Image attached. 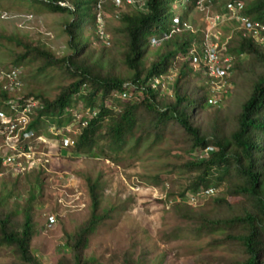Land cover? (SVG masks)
Here are the masks:
<instances>
[{
  "label": "rangeland",
  "instance_id": "obj_1",
  "mask_svg": "<svg viewBox=\"0 0 264 264\" xmlns=\"http://www.w3.org/2000/svg\"><path fill=\"white\" fill-rule=\"evenodd\" d=\"M93 1L67 0V5L72 8L80 5L79 15L85 19L93 14ZM1 2L4 12L0 16V66L13 68V60L25 52L24 46L27 44L43 45L58 58L73 53L70 44L72 38L65 30L76 17L67 12H51L47 6L32 0ZM207 2L205 7H193L185 0H164L169 16L185 19L192 26L191 32L199 38L193 44L201 56L203 48L198 41L206 39V32L218 37L220 43L224 44L232 39L236 42L244 35L234 20L224 17L223 0ZM113 4L114 0H103L97 13L100 15L97 17V27L88 26L86 21L90 20L87 18L83 22L84 29L80 27L81 38L84 42L89 40L87 52L93 62L102 63L105 72L113 71L118 76L130 78L133 72L123 61L124 37L118 33L120 16L127 9L125 6L116 8ZM218 14L222 19L213 24L212 19ZM212 27L214 29L210 30ZM166 30L167 27L161 25L153 30L152 35L160 36L167 33ZM100 32H104V38ZM257 39L264 51V39ZM155 51L156 47H148L146 66L156 58ZM184 62L185 56L178 57L169 76L156 86L160 100L172 98L171 86L178 68ZM241 62L235 72H230L231 76L234 72L238 88L235 89L228 79L224 92L232 89V93L226 99H223L222 93L212 94L210 98L221 103L220 109L217 111V107H209L203 111L198 119L202 125L218 119L223 132L229 134L233 130L232 117L241 110V104L248 97L247 80L254 70L262 71L260 63L254 58L243 56ZM196 63L193 60L190 66L201 76L188 78L186 87L191 92H199L203 84L211 85ZM40 67L41 60L19 67L23 78L22 94L41 93L47 99H54L60 87L69 84L72 79L56 66ZM137 87L134 85L133 88ZM54 121L58 122V117L51 118L49 123ZM43 123V126L39 125L42 133L48 120ZM63 124H67L66 120ZM180 138L178 134L168 132L160 139L151 135L136 144L135 137H132L124 145V150L118 153L107 151L105 146L108 141L104 139L100 144L108 157L99 154L100 147L84 157L75 154L72 148H62L60 157L54 158L48 171L35 168L0 176V212L12 214L14 225L21 226L24 221L23 209L30 194L35 192L37 198L33 217L38 232L31 240V250L40 264H59L64 259L68 261L72 258L70 238L92 212L89 180L98 181L99 211H107L109 217L90 236L84 250V258L94 260L91 264H123L127 256L137 264H228L224 260L235 258L238 254L228 245L213 243L221 235L218 232H197L200 216L210 217L221 213L222 208L216 205L215 197L223 195L225 188L220 187L210 197L189 199L191 193L187 192L185 202L180 199V194L194 177V173H183L174 168L189 156L186 154L183 157ZM229 200L236 202L238 198L229 197ZM50 215L57 218L52 226L48 222ZM0 264H21V261L11 248L3 247L0 249Z\"/></svg>",
  "mask_w": 264,
  "mask_h": 264
},
{
  "label": "trees",
  "instance_id": "obj_2",
  "mask_svg": "<svg viewBox=\"0 0 264 264\" xmlns=\"http://www.w3.org/2000/svg\"><path fill=\"white\" fill-rule=\"evenodd\" d=\"M32 1L47 6L51 12H67L76 17L65 30L72 38L71 55L58 58L43 45L27 44L24 46L25 52L13 60V67L16 68L41 60L40 69L56 66L72 79L69 84L60 87L54 99L33 92L20 97V102L37 101L36 118L32 125L57 117L58 123L64 125V120L67 124L76 121L75 111L78 109L88 110L89 113L96 110L95 117L79 112L82 120H88V126L77 134L73 152L83 157L93 154L97 147H100L99 154L108 157L100 144L104 139L108 141L105 146L107 151L118 153L124 150V145L132 137H135L136 144H140L151 135L160 139L168 132L178 134L181 137L180 151L183 157L186 154L189 156L174 168L183 173H194L192 183L180 194V199L185 202L187 192H196L201 188H225L223 195L215 197L216 205L222 208L221 213L210 217L200 216L197 232H218L221 235L213 243L228 245L238 254L235 258L224 260L228 264H264V51L260 44L252 36H241L240 40L235 42L232 39L226 44L225 55L232 58L234 72L242 63L243 56L254 58L262 67L261 72L254 70L247 80L248 97L241 104V110L232 117L233 130L226 134L218 119L206 126L198 121L202 112L209 107H217V111L220 109L221 103L210 98L214 93L212 86L203 84L199 92H191L186 87L190 76H201L190 66L195 54V41L199 40L197 34L191 30L174 34L156 47V58L146 66L149 38L153 30L161 25L167 27L166 32L171 30L173 17L167 14L164 0H146L143 6L123 5L127 11L120 16L118 33L124 37L123 61L133 72L130 78L118 76L113 71L105 72L102 63L91 60L87 52L89 40L84 42L81 38L80 27L87 18L90 20L86 21L88 26L97 27L96 5L99 0L91 3L93 14L85 19L79 15L80 5L72 8L58 3L67 0ZM227 1L223 0L222 5ZM241 1L245 3L243 13L264 25V0ZM180 56H185V62L178 68L173 80L172 98L160 100L159 89L153 88L151 82L157 77L167 78ZM234 72L229 80L236 89L238 83ZM205 78L209 80L208 76ZM129 82L138 87L133 89L128 100H124L122 94ZM1 93V97L7 98L6 92ZM229 93H232V89L222 92L223 99ZM89 188L91 216L70 238L72 258L68 261L64 259L59 264L94 262L84 258V250L90 236L109 214L99 211V182L89 180ZM229 197L238 198V201L230 202ZM36 198L37 195L32 192L23 209L24 221L21 226L14 225L12 214L0 212V249L11 248L21 264H40L31 250V240L38 232L33 217ZM123 264L137 262L127 256Z\"/></svg>",
  "mask_w": 264,
  "mask_h": 264
},
{
  "label": "built area",
  "instance_id": "obj_3",
  "mask_svg": "<svg viewBox=\"0 0 264 264\" xmlns=\"http://www.w3.org/2000/svg\"><path fill=\"white\" fill-rule=\"evenodd\" d=\"M102 2L103 0L97 2V13H99L98 10L102 7ZM145 2L146 0H114V4L117 7L125 5V3L143 6ZM205 2L206 0H197V7H205L204 5H207ZM58 3L62 6L67 5L66 1H59ZM224 9L226 11L224 17H230L237 23L242 33H244L243 37L252 36L256 42L258 41L257 38L264 39V25L252 20L243 13L245 9L243 1L228 0L224 5ZM3 12L4 10L0 2V16H3ZM221 19L220 14L216 15L212 19L213 24ZM191 27L187 21L176 17L174 18L170 32L163 33L160 36H152L150 38V46L157 47L176 33L185 30L192 31ZM214 27L210 28V30L214 29ZM100 33L101 37L104 38V32ZM206 33V39L201 42L203 55H199L195 48V54L192 53L193 57L191 61L196 60V65H200L198 69L202 68L200 70H203L205 75L209 77L213 92L218 94L224 92L225 82L229 79L231 76L230 72L233 70V62L229 55H225V47L228 41L225 44L220 43L218 37L213 34L209 35L208 32ZM201 65H204V67H201ZM163 79L164 77L155 78L151 82L152 87L156 88L157 85H161V80ZM22 86L19 68L0 67V90L8 94L7 98L0 99L2 104H4V108L0 109V176L8 173L11 175L19 174L20 171L35 168L40 171H48V168H51L53 164L54 158L60 157L59 152L61 149L75 147L77 134L88 126V120H82L79 112L86 114L88 117H95L97 115L96 110L89 113L88 110L78 109L76 110L77 112L75 111L76 121H71L66 125H60L57 122L49 123L48 121L46 129L42 133L40 132L39 125H32V122L36 118L37 101H19ZM133 87L134 84L132 82L125 85L126 90L122 94L124 100H128L132 96ZM42 129L44 128L42 127ZM54 149L58 152H54ZM214 191L215 189L212 188H201L196 192H190L191 194L188 195V198L193 199L196 196L210 197L214 195ZM56 221V215L49 216V225H54Z\"/></svg>",
  "mask_w": 264,
  "mask_h": 264
},
{
  "label": "clouds",
  "instance_id": "obj_4",
  "mask_svg": "<svg viewBox=\"0 0 264 264\" xmlns=\"http://www.w3.org/2000/svg\"><path fill=\"white\" fill-rule=\"evenodd\" d=\"M186 2H189V3H191V5L193 6V7H196L197 6V4H196V1L197 0H185ZM67 2V1H66ZM181 3V2H180ZM205 3H207L208 4V2H207V0H206V2ZM195 4V5H194ZM67 6V5H66ZM174 18H176V17H174ZM174 18H173V20H172V25H173V22H174ZM183 21H186L185 19H182ZM188 22V21H187ZM172 25H171V28H172ZM153 35H151V37H152ZM150 37V38H151ZM150 38H149V46H150ZM0 48H1V45H0ZM0 67H2V66H0ZM21 80H23V78L21 77ZM22 89V88H21ZM2 91L0 90V93H1ZM3 93V92H2ZM1 93V94H2ZM20 95L22 96L23 94H22V91H20ZM7 97H8V95H7ZM1 98H4V97H1L0 96V99ZM4 108V104H2V102L0 101V109H3ZM44 121H46L45 119H43L42 120V122H44ZM49 121V120H48ZM42 122H40L41 124H42ZM55 122V121H54ZM58 123V122H57ZM44 124V123H43ZM43 124H42V126H43ZM48 124V123H47ZM46 124V125H47ZM38 125H40V124H38ZM38 125H36V126H38ZM72 150H73V148H72Z\"/></svg>",
  "mask_w": 264,
  "mask_h": 264
}]
</instances>
